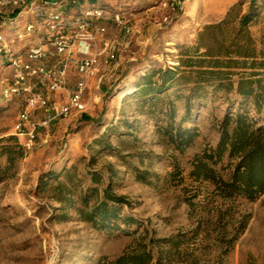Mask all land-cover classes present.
Listing matches in <instances>:
<instances>
[{
	"label": "rangeland",
	"instance_id": "1",
	"mask_svg": "<svg viewBox=\"0 0 264 264\" xmlns=\"http://www.w3.org/2000/svg\"><path fill=\"white\" fill-rule=\"evenodd\" d=\"M102 1L122 10L132 31L108 22L107 39L119 50L86 112L38 130L27 148L13 134L17 101L0 95V138L15 136L24 149L1 172L0 264H264V194L224 196L219 181L234 161L210 158L221 119L243 109L241 98L163 82L159 73L148 91L143 79L189 71L180 66L182 49L222 19H254L249 31L258 41L264 0H180L174 11L160 0ZM14 144L0 141V151H17ZM102 203L115 217L84 218Z\"/></svg>",
	"mask_w": 264,
	"mask_h": 264
},
{
	"label": "built area",
	"instance_id": "2",
	"mask_svg": "<svg viewBox=\"0 0 264 264\" xmlns=\"http://www.w3.org/2000/svg\"><path fill=\"white\" fill-rule=\"evenodd\" d=\"M159 6L174 11L180 0ZM109 21L132 31L122 10L109 11L102 0H0L1 69L10 74L0 77V95L18 103L13 134L25 147L56 119L86 112L119 50L107 39ZM37 111L42 119L33 118Z\"/></svg>",
	"mask_w": 264,
	"mask_h": 264
},
{
	"label": "trees",
	"instance_id": "3",
	"mask_svg": "<svg viewBox=\"0 0 264 264\" xmlns=\"http://www.w3.org/2000/svg\"><path fill=\"white\" fill-rule=\"evenodd\" d=\"M253 20L247 17L222 19L205 26L198 35L196 45L182 49L186 57L181 59L180 66L188 67L189 71L183 73L167 68L152 71L143 78L148 91L154 88L151 76L159 73L163 82L193 81L203 89L211 88L226 96L235 93L241 98L240 107L243 109L229 112L221 119L219 138L210 158L222 160L225 157L234 161L228 175L219 181L223 195L249 200L264 194V79L261 77L264 75V31L259 42L253 39L249 31ZM250 108L259 117H251L248 113ZM184 135V143H189L193 134L185 131ZM0 141H12L18 149L15 151L9 146L1 148L0 156H4L6 161V166L0 165L1 179V172L13 166L15 158L23 156L24 149L16 142L15 136L2 137ZM204 176L214 178L213 175ZM93 179L96 180V175ZM106 198L121 201L120 198ZM95 215L115 217V210L102 203L83 213L84 218L91 221Z\"/></svg>",
	"mask_w": 264,
	"mask_h": 264
},
{
	"label": "crops",
	"instance_id": "4",
	"mask_svg": "<svg viewBox=\"0 0 264 264\" xmlns=\"http://www.w3.org/2000/svg\"><path fill=\"white\" fill-rule=\"evenodd\" d=\"M4 62V58L3 57H1V55H0V69H1V65H2V63ZM44 117V115L41 113V111H37L36 113H35V115H33V118L34 119H42ZM57 120V119H56ZM66 122H68V121H66V120H62V119H59L58 120V124L60 125V124H66ZM57 123H55V124H53V127H55V125H56Z\"/></svg>",
	"mask_w": 264,
	"mask_h": 264
}]
</instances>
